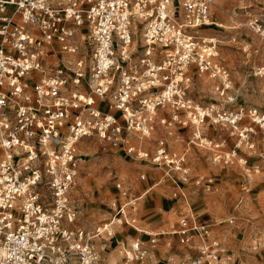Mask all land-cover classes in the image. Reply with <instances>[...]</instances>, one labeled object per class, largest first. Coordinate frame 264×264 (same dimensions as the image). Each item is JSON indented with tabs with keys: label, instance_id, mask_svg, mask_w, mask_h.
<instances>
[{
	"label": "built area",
	"instance_id": "obj_1",
	"mask_svg": "<svg viewBox=\"0 0 264 264\" xmlns=\"http://www.w3.org/2000/svg\"><path fill=\"white\" fill-rule=\"evenodd\" d=\"M213 1L182 0L173 10L172 0H0V264H101L94 241L116 227L134 228L137 197L114 203L111 217L93 231L76 224L71 190L82 139L96 137L185 184L184 153L171 152L163 138L152 152L141 145L156 129V112L171 110L159 120L168 129L178 124L201 132L207 121L238 129L243 109L203 105L188 95L194 72L217 81L223 102L234 99L227 94L230 72L215 63L218 41L199 34ZM255 3L260 11L247 14L243 26L264 40V0ZM255 75L264 77V68ZM248 115L264 135V111ZM240 131L241 144L251 149L254 130ZM214 147L218 161L236 156ZM205 184L211 188L213 180ZM174 234L186 248L198 239L187 264H221L220 242L193 217L181 218ZM148 236L151 244L158 237ZM145 254L139 240L124 247L127 263Z\"/></svg>",
	"mask_w": 264,
	"mask_h": 264
},
{
	"label": "rangeland",
	"instance_id": "obj_2",
	"mask_svg": "<svg viewBox=\"0 0 264 264\" xmlns=\"http://www.w3.org/2000/svg\"><path fill=\"white\" fill-rule=\"evenodd\" d=\"M259 11L255 0H214L210 8L209 20L222 23L224 28L210 26L205 33L218 41L219 62L230 72L234 102H222L214 93V79L207 75L205 83L193 76L188 89L189 97L197 103L233 111L243 109L245 117L237 130L227 124L207 121L201 132L207 143L202 144L195 139V132L191 135V130L179 137L175 127L168 129L160 125L161 116L168 118L172 112L169 108L157 111L155 132L167 139L170 151L189 149L185 156L190 170L185 186L186 200L181 201L177 196L174 178L163 179L162 173L145 161L126 155L96 137L84 138L79 143L78 174L71 200L78 212L76 224L86 231L102 226L113 214L114 203L125 202L135 192H142L161 181L137 202L136 222L141 233L121 226L114 229L112 236H100L94 241L101 264H109L110 255L119 257L118 264H124L123 248L134 237L139 239L145 252L155 247L159 251V256L151 258L152 253L148 250L136 264H187L189 257L195 255L198 239L194 238L189 244V251L179 243L174 231L191 208L196 221L207 226L210 236L220 242L224 254L221 264H264V135L248 115L250 109L264 111V77L255 76L256 70L264 67V61L254 62L255 51L264 41L243 26L247 14ZM134 36L139 55L141 30L138 29ZM182 120L186 118L182 117ZM244 127L254 130L250 135L251 149L243 144L238 146L239 131ZM189 140L195 141L190 147L187 145ZM143 143L147 144L149 140ZM216 144H222L223 151L234 149L235 158L229 163L218 161L214 155ZM255 168H258L257 172ZM141 174L145 175L144 181L140 180ZM206 179L213 180V188L205 184ZM116 183L122 185L120 191H126V196H121ZM148 234L158 235L154 244L150 243Z\"/></svg>",
	"mask_w": 264,
	"mask_h": 264
},
{
	"label": "crops",
	"instance_id": "obj_3",
	"mask_svg": "<svg viewBox=\"0 0 264 264\" xmlns=\"http://www.w3.org/2000/svg\"><path fill=\"white\" fill-rule=\"evenodd\" d=\"M207 27H204L203 29H201L200 30V35L201 36H207V37H209L210 35H208L207 33H205V29H206ZM205 33V34H204ZM219 64V63H218ZM221 65V64H220ZM262 68V67H261ZM197 74L198 73H194L193 72V76H197ZM204 75H207V74H204ZM208 76V75H207ZM256 76V75H255ZM208 78H209V76H208ZM211 79H214V78H211ZM230 79H231V86H230V90L228 91V95L229 96H233V101L232 102H234V100H235V93H234V88H233V84H232V78H231V75H230ZM216 84H217V81L214 79L213 80V90H214V88H215V86H216ZM214 93L217 95V93L215 92V90H214ZM218 96V95H217ZM218 98L222 101L223 99L222 98H220L219 96H218ZM223 102V101H222ZM232 102H229V103H232ZM225 103V102H224ZM172 114V113H171ZM159 115H160V113H159ZM171 116V115H170ZM169 116V117H170ZM164 116H161V118H163ZM168 117V118H169ZM160 120V119H159ZM173 127H175V132H178V136L179 137H183L184 135H182L185 131H187V130H191L192 132H190V133H192L191 135H193V132H194V128L192 127V126H182V125H178V124H176L175 126H173ZM155 131H157V123H156V129H155ZM153 132L152 133V137H151V139H150V141H149V143H147V144H144L143 142H142V146L144 147V149L145 150H147L148 152H150V151H152L153 149H154V147H155V141L156 140H158L159 138H163L166 142H167V145H168V141H167V139L165 138V137H163L162 135H161V133L159 134V132ZM201 132H203V130H201ZM157 134V135H156ZM156 136H158L157 138H155ZM170 136V135H169ZM178 137V138H179ZM132 139H135V138H132ZM171 139H172V137H171ZM130 143L132 144V145H134V146H138V144H139V142L135 139V141H132V140H130ZM190 144H192V140H189L188 142H187V145L189 146ZM190 147V146H189ZM168 148H169V145H168ZM170 150V149H169ZM187 150H189L188 148H186V150H184V151H182V152H177V153H184L185 154V156H186V153L188 152ZM154 167V166H153ZM157 171H160L161 173H162V178L163 179H171L170 177H168V176H166V175H164V172H163V170H161L160 168H156V167H154ZM142 175V174H141ZM145 176V175H144ZM141 180V179H140ZM145 180V179H144ZM144 180H141V181H144ZM173 182V184L175 185V188H176V190H177V196L179 197V199L181 200V201H184V200H186V195H188V191H187V189L185 188V186H187L188 185V183H185V184H179V183H176V182H174V181H172ZM161 183V181L160 180H158L157 182H155L154 183V185H153V187H151V188H148V189H145L144 191H142V192H135L133 195H132V198L133 197H137L138 198V201L143 197V196H145L148 192H150L155 186H157V185H159ZM214 183V182H213ZM214 185V184H213ZM213 188V187H212ZM120 192V191H119ZM145 193V194H144ZM121 194V193H120ZM135 195V196H134ZM176 195V194H175ZM122 196V195H121ZM128 200H130V199H128ZM123 203V202H122ZM189 208V207H188ZM188 214V215H187ZM187 216L186 217H188V218H190V217H193L195 220H196V218H195V214L193 213V211H192V208L191 209H189L188 211H187ZM111 217V216H110ZM135 217H136V219H137V212H136V214H135ZM109 219V218H108ZM121 227V226H120ZM123 227H128V228H131V227H129V226H123ZM117 228H119V227H117ZM116 229V228H115ZM132 229H134V231L136 232V233H141V231L140 230H138V228H137V222H136V224H135V226H134V228H132ZM149 235V234H148ZM216 238V237H215ZM133 240H139L137 237L135 238H133L131 241H133ZM149 240H150V238H149ZM196 242V241H195ZM141 245V244H140ZM125 247H127V246H125ZM141 248H142V246H141ZM156 248V247H155ZM155 248H153V250H150V248H148V250L149 251H151V256H149V257H151V258H153V257H155V256H159V251L157 250V249H155ZM143 250H145L144 248H142ZM147 250V251H148ZM187 250H189V251H191V248H187ZM147 251H146V253H147ZM186 254H188V252L186 253ZM195 255H196V251H195ZM224 255V254H223ZM124 263H126V264H136L137 262H139V261H135V262H133V263H127V262H125V260H124V248H123V260H122Z\"/></svg>",
	"mask_w": 264,
	"mask_h": 264
},
{
	"label": "bare ground",
	"instance_id": "obj_4",
	"mask_svg": "<svg viewBox=\"0 0 264 264\" xmlns=\"http://www.w3.org/2000/svg\"><path fill=\"white\" fill-rule=\"evenodd\" d=\"M213 3H214V1H213ZM172 5V9L173 10H177L178 9V7H179V5L181 4V0H172V3H171ZM220 5V4H219ZM217 6V5H216ZM210 26H214V28L216 27V28H224V25L222 24V23H219V22H216V21H210L209 20V22L207 23V26L206 27H210ZM203 29V28H202ZM135 34V33H134ZM199 34H200V31H199ZM202 37H207V36H202ZM133 38H134V41H133V46L134 47H136V40H135V36H133ZM216 39V38H215ZM262 41H264V40H262ZM219 54V53H218ZM218 56L219 55H217V57L215 58V63H219V65H220V62H219V58H218ZM260 61H264V44H260V46L258 47V49L255 51V56H254V62H260ZM261 67H259L258 69H260ZM262 68H264V67H262ZM208 75V74H207ZM206 75H204V74H197V76L196 77H198L199 78V81L201 82V83H205V82H207L206 80H205V77ZM209 76V79L210 78H212L210 75H208ZM198 81V80H197ZM198 85V84H197ZM199 86V85H198ZM199 88H201V87H199ZM156 116H158L157 115V112H156ZM248 129V128H247ZM240 133H241V131H239ZM240 136V135H239ZM194 137L195 138H197V139H200V142L203 144V142H206L207 140L205 139V138H202V135H201V132H195L194 133ZM133 141H135V139L133 140ZM193 143H195V141L193 140L192 141ZM207 143V142H206ZM142 144V143H141ZM198 144H199V142H198ZM209 144V143H208ZM143 145V144H142ZM238 146H241V140H239V143H238ZM78 174V173H77ZM76 177H77V175H76ZM161 234H164V231H161ZM152 250H153V248H151ZM119 252V251H118ZM117 253V252H116ZM119 258V257H118ZM118 258H117V256H115V255H110L109 256V260H108V262H109V264H118L119 263V260H118ZM124 264H126V263H124Z\"/></svg>",
	"mask_w": 264,
	"mask_h": 264
}]
</instances>
